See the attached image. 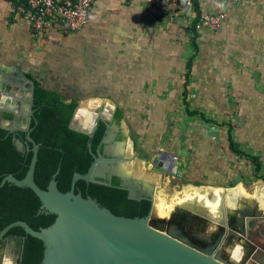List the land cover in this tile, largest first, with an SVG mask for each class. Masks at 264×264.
Segmentation results:
<instances>
[{
    "label": "crops",
    "instance_id": "0c3cea01",
    "mask_svg": "<svg viewBox=\"0 0 264 264\" xmlns=\"http://www.w3.org/2000/svg\"><path fill=\"white\" fill-rule=\"evenodd\" d=\"M196 2L97 0L83 29L36 34L14 2L0 0V88L21 89L13 83L21 71L69 100L108 99L119 132L132 136L136 178L154 173L157 197H197L216 208L223 196L264 210V0ZM202 11L228 18L219 30L197 29L195 49L192 25ZM160 150L177 156L176 176L151 166ZM252 232L264 243V218ZM19 244H0V264L16 263Z\"/></svg>",
    "mask_w": 264,
    "mask_h": 264
},
{
    "label": "water",
    "instance_id": "95a60500",
    "mask_svg": "<svg viewBox=\"0 0 264 264\" xmlns=\"http://www.w3.org/2000/svg\"><path fill=\"white\" fill-rule=\"evenodd\" d=\"M13 83L21 89L29 86V96L0 88V99L12 103L0 107V113L12 115L11 118L0 117V127L10 133L25 132L24 142L13 138L15 145L19 151H24L27 144V151L33 154L25 176L18 178L9 173L1 179L0 188L7 182L28 187L41 201L38 214L56 216L52 224L38 230L25 220H16L0 231V244L11 240L20 242L15 264H22L27 235L43 242L40 264H264V244L255 240L252 232L255 223L264 218V210L255 202L246 200L243 207L237 208L230 204L233 198L225 204L221 196L219 206L211 208L199 203L197 197L175 199L167 215L159 213L158 197L152 189L155 182L136 178L135 165L130 164L136 157L130 156L129 140L115 139L120 124L114 120L116 107L108 99L79 101L69 124L71 129L89 137L94 136L101 122L107 126L96 152L88 142L93 161L87 172L76 171L70 189L65 192L58 187L60 167L52 174L46 188L39 186L35 168L41 143L31 136L30 128L34 117V85L21 71L20 81L15 79ZM22 119H26L25 126L19 125ZM124 131L127 135L126 129ZM115 147L122 148L121 153L115 152ZM126 164L132 167V173L121 170ZM149 165L146 160V166ZM179 165L177 156L164 150L151 161L152 167L173 176L178 174ZM114 176L120 178V186L128 190L129 198L151 201L145 216L117 215L93 197L76 192L79 180L109 185ZM154 176V173L148 174V178ZM232 186L234 183L229 185ZM15 227L23 228L26 235L9 234Z\"/></svg>",
    "mask_w": 264,
    "mask_h": 264
},
{
    "label": "trees",
    "instance_id": "16d2710c",
    "mask_svg": "<svg viewBox=\"0 0 264 264\" xmlns=\"http://www.w3.org/2000/svg\"><path fill=\"white\" fill-rule=\"evenodd\" d=\"M196 0L194 6H196ZM200 16L192 25L194 35L192 45L197 49L198 31L196 28ZM191 57L187 62L186 78L192 67ZM34 85V117L31 120V136L37 143H41L38 151V161L35 168V180L39 186L46 188L52 174L60 167L57 176L58 187L61 191H68L74 173L87 172L93 161L89 152L88 142L92 143L93 151L100 147L107 126L104 122L99 124L93 137L70 128L69 124L81 97L69 96L58 89H49L33 74H27ZM122 111L118 110L116 118H121ZM26 133L20 132L18 137L23 141ZM14 135L0 127V181L12 173L18 178H23L29 168L32 151H19L14 142ZM32 146V144H30ZM231 146L235 152H241L231 140ZM259 169V165H257ZM120 178L114 176L111 184L87 183L79 180L76 183V192H82L84 197L91 196L102 206L109 208L117 215L129 217L145 216L150 208L149 199L135 200L129 198L126 188L120 186ZM22 199L28 200V205L15 206ZM41 201L36 193L28 187H18L6 183L0 188V231L8 224L16 220H25L30 226L38 230L52 224L56 218L53 214H38ZM158 210L162 209L157 204ZM162 215H167L165 212ZM9 234L26 235L21 227H15ZM43 242L31 235H27L23 249L22 264H40L43 258Z\"/></svg>",
    "mask_w": 264,
    "mask_h": 264
},
{
    "label": "built area",
    "instance_id": "2783aa9c",
    "mask_svg": "<svg viewBox=\"0 0 264 264\" xmlns=\"http://www.w3.org/2000/svg\"><path fill=\"white\" fill-rule=\"evenodd\" d=\"M14 2L17 11L25 18L32 32L39 34L55 29L63 34L83 29L90 20L97 0H7ZM156 7L181 4L193 7L195 0H146ZM232 3H247L252 0H230ZM228 18L226 11L210 13L202 11L197 29L219 30Z\"/></svg>",
    "mask_w": 264,
    "mask_h": 264
},
{
    "label": "flooded vegetation",
    "instance_id": "af4514ba",
    "mask_svg": "<svg viewBox=\"0 0 264 264\" xmlns=\"http://www.w3.org/2000/svg\"><path fill=\"white\" fill-rule=\"evenodd\" d=\"M11 85V84H10ZM10 85H8V87L9 88H7V90H11V86ZM19 87V86H18ZM29 86H26V88H24V89H18V91H17V94L18 95H21V96H24V97H27V96H29ZM11 92H13V91H11ZM10 106V105H12V103L11 102H9V101H2V99H0V107H3V106ZM34 110V109H33ZM0 117H3V118H11L12 117V115L11 114H9V113H5V112H1L0 113ZM27 119V118H26ZM26 119H22V124L20 123V121H19V125H21V126H25V123H26ZM30 125H31V123H30ZM20 132H23V131H15V132H13V135H14V137H16L17 139H20L19 137H18V135L20 134ZM21 140V139H20ZM22 141V140H21ZM25 141V139L22 141V142H24ZM26 147H27V144L25 145ZM24 146V147H25ZM29 203H28V200H26V199H22L20 202H17L16 204H15V206H19V205H23V206H25V205H28ZM254 239L255 240H257V241H259L260 243H262V244H264L258 237L256 238V237H254Z\"/></svg>",
    "mask_w": 264,
    "mask_h": 264
},
{
    "label": "rangeland",
    "instance_id": "374dc122",
    "mask_svg": "<svg viewBox=\"0 0 264 264\" xmlns=\"http://www.w3.org/2000/svg\"><path fill=\"white\" fill-rule=\"evenodd\" d=\"M130 138H132V136H130V134L129 135H123L121 131L120 132H119V130L116 131L115 139H117V140H129L130 146H131V139ZM174 186H176V184ZM177 200L182 201L181 199H177ZM157 204L162 209V211L165 212L166 214H168L174 206V203L172 201H170V202L164 201L160 197V193L158 194ZM163 212H161V210H159V213L161 215Z\"/></svg>",
    "mask_w": 264,
    "mask_h": 264
},
{
    "label": "bare ground",
    "instance_id": "6f19581e",
    "mask_svg": "<svg viewBox=\"0 0 264 264\" xmlns=\"http://www.w3.org/2000/svg\"><path fill=\"white\" fill-rule=\"evenodd\" d=\"M114 151L115 152H117V153H121V151H122V148H120V147H115L114 148ZM132 167L131 166H128L127 164L125 165V166H122V169L121 170H123L125 173H127V174H130V173H132ZM135 171H137L136 169H135ZM135 174H136V172H135ZM146 180H153V179H151V178H148V177H146L145 178Z\"/></svg>",
    "mask_w": 264,
    "mask_h": 264
}]
</instances>
